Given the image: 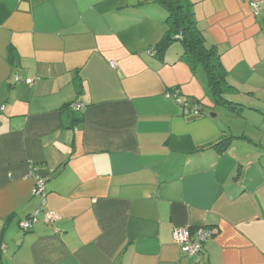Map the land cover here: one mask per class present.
I'll use <instances>...</instances> for the list:
<instances>
[{"label": "crops", "instance_id": "crops-1", "mask_svg": "<svg viewBox=\"0 0 264 264\" xmlns=\"http://www.w3.org/2000/svg\"><path fill=\"white\" fill-rule=\"evenodd\" d=\"M189 1L238 114L167 98L205 93L182 42L155 49V0H0V264H264V0ZM180 227L212 231L199 256L174 243Z\"/></svg>", "mask_w": 264, "mask_h": 264}, {"label": "trees", "instance_id": "trees-1", "mask_svg": "<svg viewBox=\"0 0 264 264\" xmlns=\"http://www.w3.org/2000/svg\"><path fill=\"white\" fill-rule=\"evenodd\" d=\"M155 3L162 7L166 13L167 31L155 49L161 55L174 43L182 42L183 59L190 68L193 76L201 83L205 97L210 106L222 107L230 112L238 114L242 104L230 98L237 89L228 81V73L221 60V54L215 47L207 46V41L198 27L193 12V4L189 0H155ZM178 89L172 88L170 91ZM189 101V100H188ZM190 103L199 107L198 114L191 117H201L204 109L201 101L190 100ZM71 113L73 123L78 124L83 117L77 111H72L69 105L66 107ZM231 142V137L223 141L224 146ZM223 143H219L221 148Z\"/></svg>", "mask_w": 264, "mask_h": 264}, {"label": "built area", "instance_id": "built-area-1", "mask_svg": "<svg viewBox=\"0 0 264 264\" xmlns=\"http://www.w3.org/2000/svg\"><path fill=\"white\" fill-rule=\"evenodd\" d=\"M260 7V3H252V8L254 10L255 15H257V10ZM152 54V51L150 52ZM111 67L115 68L116 63L111 62ZM39 80V79H37ZM21 81V79L16 76V82ZM26 84L32 85L35 82V79H26ZM181 91L179 89H174L172 91H168L166 96L168 99L177 100L179 106L182 109V112L185 116H191L193 114H198L199 107L190 103V101H181L179 99ZM84 105L81 103L70 104L69 108L72 111L82 112L84 111ZM29 174L31 178L35 182L34 195L39 197L42 201L41 207H44L47 202L48 190H47V180L43 178L39 174V168L35 165H31L29 168ZM41 210L35 211L33 214L28 216L25 220L20 222V227L22 230L28 232L33 229V226L38 223L39 217L41 215ZM61 219V215L54 211H49L44 213V221L47 224H53L56 221ZM212 236V231L208 228H191V227H180L176 228L173 231V241L174 243L180 247V249L188 256L194 257L199 256L202 252L204 244L208 241V239Z\"/></svg>", "mask_w": 264, "mask_h": 264}, {"label": "rangeland", "instance_id": "rangeland-1", "mask_svg": "<svg viewBox=\"0 0 264 264\" xmlns=\"http://www.w3.org/2000/svg\"><path fill=\"white\" fill-rule=\"evenodd\" d=\"M170 48H172V47H170ZM201 94H202V92H201ZM198 99H199V101H201V103L203 105L202 108L204 109L206 115H208V116L218 114V113H219V115H221L222 113L219 109H225L222 107L214 106L213 104H212V106H210V104L208 103V99L206 97L202 96L201 98H198ZM263 128H264V126H263Z\"/></svg>", "mask_w": 264, "mask_h": 264}]
</instances>
